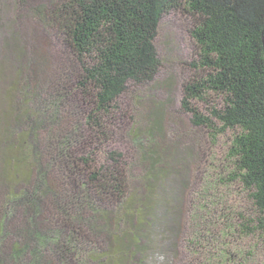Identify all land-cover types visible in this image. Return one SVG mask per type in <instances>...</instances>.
Returning <instances> with one entry per match:
<instances>
[{
    "label": "trees",
    "instance_id": "trees-1",
    "mask_svg": "<svg viewBox=\"0 0 264 264\" xmlns=\"http://www.w3.org/2000/svg\"><path fill=\"white\" fill-rule=\"evenodd\" d=\"M174 12L191 23L201 73L183 85L180 108L213 141L232 131L227 176L200 135L182 148L165 99L144 109L163 68L159 31ZM208 93L224 101L210 117L193 105ZM0 95L9 104L0 109V264L255 261L264 0H0ZM235 184L248 210L223 205Z\"/></svg>",
    "mask_w": 264,
    "mask_h": 264
},
{
    "label": "rangeland",
    "instance_id": "rangeland-1",
    "mask_svg": "<svg viewBox=\"0 0 264 264\" xmlns=\"http://www.w3.org/2000/svg\"><path fill=\"white\" fill-rule=\"evenodd\" d=\"M190 24L187 18L177 12L171 13L170 16L164 20L156 42L162 58L163 68L161 74L151 87V90L146 91V96L148 98L147 101L145 100L146 105L144 107L145 110H148L150 109L148 107L149 103L166 100L170 106V126L175 130V133L178 134L179 139L184 142H182L183 149L189 146V144L186 143L185 136L194 133H196L198 137L200 135L196 132L197 130L192 127L190 116L185 115L180 108L183 98V85L201 75L199 70L192 65L194 61L197 60L198 50L189 33ZM3 82L4 81H2V85ZM3 100L4 97H1L0 109L9 107L7 101ZM223 102L222 97L214 93H208L204 100L193 101V105L200 109L204 115L210 117L211 110L213 108H221ZM3 116L6 117L4 112ZM3 116L0 115V126L4 125ZM193 137L195 138L194 135ZM200 137H202L204 150L208 151L210 155H213L212 163L216 168V173L227 176L232 168V162L228 156L232 131L226 130L223 134L218 135L215 141L212 140L211 134L206 130L202 132ZM172 143L173 142H170V145ZM116 148L119 150L124 149V145L120 143V141H116ZM207 157L209 159V156ZM203 163L204 164L201 165L200 168L201 170L206 162L203 161ZM204 176L206 177L207 175L204 174ZM200 177L201 175L198 176L197 184L194 186L197 190L202 184ZM223 190L224 189H221L220 191ZM227 192V197H224L227 202L224 200L225 203H223V205L227 204L231 206L235 204L240 207H245L247 210L250 208L251 203L248 199L247 192L239 185L235 184L231 187V190ZM250 242H252L250 238L245 240V243L248 245ZM258 245L255 261L253 263L251 262V264H264V241H260Z\"/></svg>",
    "mask_w": 264,
    "mask_h": 264
}]
</instances>
